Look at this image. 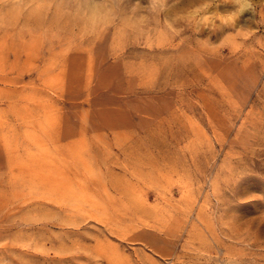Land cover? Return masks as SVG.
<instances>
[{"label":"rangeland","instance_id":"rangeland-1","mask_svg":"<svg viewBox=\"0 0 264 264\" xmlns=\"http://www.w3.org/2000/svg\"><path fill=\"white\" fill-rule=\"evenodd\" d=\"M207 2L0 0V264H264V0Z\"/></svg>","mask_w":264,"mask_h":264},{"label":"clouds","instance_id":"clouds-1","mask_svg":"<svg viewBox=\"0 0 264 264\" xmlns=\"http://www.w3.org/2000/svg\"><path fill=\"white\" fill-rule=\"evenodd\" d=\"M233 3L237 5L235 11L228 12L226 14H218L216 15V19H219L221 23L226 25H233L238 17L245 11V10H252V3L251 0H233ZM212 6L211 0H208L207 3L204 4V9L210 8ZM150 11L159 15L165 10V0H150V4L148 5ZM238 13V14H237ZM92 20L93 23L97 22L98 20L102 19L97 12L92 13ZM205 23H209L211 20V15L204 18ZM248 28L241 27L237 31H247Z\"/></svg>","mask_w":264,"mask_h":264},{"label":"bare ground","instance_id":"bare-ground-1","mask_svg":"<svg viewBox=\"0 0 264 264\" xmlns=\"http://www.w3.org/2000/svg\"><path fill=\"white\" fill-rule=\"evenodd\" d=\"M188 206V205H187ZM115 246V245H114ZM114 249V248H113Z\"/></svg>","mask_w":264,"mask_h":264}]
</instances>
